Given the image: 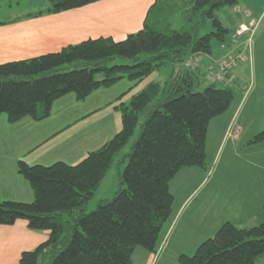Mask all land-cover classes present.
<instances>
[{"label": "trees", "instance_id": "16d2710c", "mask_svg": "<svg viewBox=\"0 0 264 264\" xmlns=\"http://www.w3.org/2000/svg\"><path fill=\"white\" fill-rule=\"evenodd\" d=\"M97 1L48 0V7L36 15ZM239 1L155 0L142 29L122 41L87 40L55 53L0 64V116L5 115L10 124L24 117L34 121L48 118L53 102L67 94L84 101L100 88L121 80L140 82L169 67L164 81L151 82L128 102L116 106L121 114L120 132L77 165L17 163L34 199L29 204L0 200V225L23 220L29 230L49 233L44 243L23 252L18 264H133L132 255L138 247L154 253L171 214L170 181L182 168L204 167L210 122L226 112L234 98L233 68L225 74L231 82L209 79L199 91L194 90L195 82L190 88L185 73L198 79L200 68L194 67L200 65L199 57L213 56L214 41L226 46L233 32L223 26L217 12L234 8ZM176 15L182 21L178 29L172 25ZM207 21L212 30L200 36ZM194 60L197 64L192 66ZM140 118L139 135L126 152ZM263 139L264 130L250 143ZM125 161L112 200L100 201L92 212L85 213L109 170ZM262 258L264 217L250 228L224 223L192 256L180 255L178 262L256 264Z\"/></svg>", "mask_w": 264, "mask_h": 264}, {"label": "crops", "instance_id": "0c3cea01", "mask_svg": "<svg viewBox=\"0 0 264 264\" xmlns=\"http://www.w3.org/2000/svg\"><path fill=\"white\" fill-rule=\"evenodd\" d=\"M2 2H8L6 7L13 10L11 0H0V6ZM154 2L99 0L76 9L41 15L36 14L47 7L25 6L0 19V64L55 53L87 40L110 38L122 41L142 29L147 11ZM15 4L18 9L20 0ZM241 4L247 11L251 7L248 0H240L238 6L229 8L234 15L239 16ZM249 17L250 12L246 13L245 19H238L235 29L238 31L240 27L252 24L255 20ZM229 24L233 25L232 22ZM234 30L231 31L235 33ZM232 40L223 47L221 54L224 56L237 53L239 46L236 43L241 39L232 37ZM197 56L200 55L194 57ZM210 58L213 56H206V62ZM166 77V72H154L140 82L121 80L109 88L94 91L84 101H77L74 94H67L53 102L49 117L41 121L24 117L10 124L7 117L1 115L0 200L32 203L31 187L17 171L19 161L28 166L48 167L58 162L77 165L120 132L121 114L116 106L128 102L151 82L164 81ZM193 82L198 88L200 83ZM238 200L242 207L249 206L245 198ZM48 235L47 231L29 230L23 220L11 226L0 225V264H18L23 252L34 250L48 239ZM256 264H264V258Z\"/></svg>", "mask_w": 264, "mask_h": 264}, {"label": "rangeland", "instance_id": "374dc122", "mask_svg": "<svg viewBox=\"0 0 264 264\" xmlns=\"http://www.w3.org/2000/svg\"><path fill=\"white\" fill-rule=\"evenodd\" d=\"M11 1L12 11L6 7L8 2H2L0 19L17 13L25 6L42 5L46 8L49 5L47 0H20L16 9L15 2L19 0ZM248 1L251 7L247 11L241 4L239 16L234 15L228 7L217 12L223 26L232 31L236 21L245 19L248 12V19L255 21L246 24L248 32L238 37L241 40L236 43L239 46L237 52L245 53L246 57L233 67L234 98L228 110L213 119L208 127L204 167L182 168L170 181L169 191L173 196L171 214L160 233L155 251L149 253L138 247L132 255L133 264H179L180 255L192 256L195 249L212 238L224 223L232 222L239 228H250L263 220L264 139L254 144L250 142L264 130V0ZM172 25L176 29L182 26L178 15L174 16ZM211 30V22L207 21L199 35ZM233 36L235 33L229 34L228 42ZM212 44L213 58L216 60L206 65L205 57H199L200 65L194 68H200L196 72L200 85L199 88L195 86V91L203 90L210 82L208 74L227 61L226 55L221 54L223 47L215 41ZM168 71V66L161 70L166 74ZM217 86L223 87L220 83ZM142 121L140 118L125 148L126 152L137 139ZM125 165L126 161L119 168L113 165L88 203L85 213L92 212L100 201L112 200L118 190V174L122 173ZM239 198L249 201V206L242 207L237 202ZM44 264H48V261Z\"/></svg>", "mask_w": 264, "mask_h": 264}, {"label": "built area", "instance_id": "2783aa9c", "mask_svg": "<svg viewBox=\"0 0 264 264\" xmlns=\"http://www.w3.org/2000/svg\"><path fill=\"white\" fill-rule=\"evenodd\" d=\"M247 32H248L247 27H240L235 36L240 37V36H243ZM245 57H246V54L241 53V52H239L234 57L228 56L226 58L227 61L225 63L223 64L220 63L216 71L209 73V79L214 82H225V81L227 83L231 82L230 80H226L225 78L226 72L230 71L233 68V66L237 63V61H242L245 59ZM194 61H195V64L192 66H195L197 64V60H194ZM185 65L186 66L190 65V62H187Z\"/></svg>", "mask_w": 264, "mask_h": 264}, {"label": "water", "instance_id": "95a60500", "mask_svg": "<svg viewBox=\"0 0 264 264\" xmlns=\"http://www.w3.org/2000/svg\"><path fill=\"white\" fill-rule=\"evenodd\" d=\"M184 79H187L189 80V85H190V88H192L193 86V75L189 72H186L185 73V78ZM184 81V80H183ZM185 82V81H184Z\"/></svg>", "mask_w": 264, "mask_h": 264}]
</instances>
